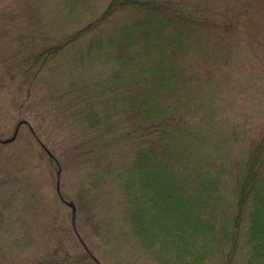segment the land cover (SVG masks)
Here are the masks:
<instances>
[{"label": "trees", "instance_id": "1", "mask_svg": "<svg viewBox=\"0 0 264 264\" xmlns=\"http://www.w3.org/2000/svg\"><path fill=\"white\" fill-rule=\"evenodd\" d=\"M68 46L67 84L46 89L73 131L64 164L96 234L118 224L115 237L157 264H264V0H110L19 62L23 84ZM63 253L48 264H100L90 249Z\"/></svg>", "mask_w": 264, "mask_h": 264}, {"label": "rangeland", "instance_id": "2", "mask_svg": "<svg viewBox=\"0 0 264 264\" xmlns=\"http://www.w3.org/2000/svg\"><path fill=\"white\" fill-rule=\"evenodd\" d=\"M109 2L84 0L71 8L69 0H0L1 138L9 139L21 120H30L33 128L42 133L48 149L63 163L64 169L59 163L60 191L65 200L73 203L77 200L79 176L74 167L64 164L73 131L56 122L59 102L56 98L51 102L46 89L54 85V80L60 88L67 84L73 50L68 46L60 54L64 59L51 58L31 86L23 84L26 77L18 63L26 57H32L33 62V55L39 50L94 22ZM29 134L28 127L23 126L18 139L0 145V248L4 251L0 253V264L54 263L50 259L63 257V251L80 256L89 249L100 264H157L145 254H139L134 243H124L115 237L119 235L118 224L113 228L114 236H103L109 239L105 242L96 234L94 218L88 221L84 212L77 210L74 220L72 208L57 195L54 181L58 165L52 164L47 152L43 153L44 148ZM104 217L107 214L95 219ZM234 264H244V259L239 258Z\"/></svg>", "mask_w": 264, "mask_h": 264}, {"label": "water", "instance_id": "3", "mask_svg": "<svg viewBox=\"0 0 264 264\" xmlns=\"http://www.w3.org/2000/svg\"><path fill=\"white\" fill-rule=\"evenodd\" d=\"M15 137H16V134H15V136L12 139H14ZM60 174H61V169L59 168L58 176H60ZM58 192L60 194L59 187H58ZM66 203L68 204V206H70L72 208L73 217H74V220H75L76 219V207H75L74 203L73 202H66Z\"/></svg>", "mask_w": 264, "mask_h": 264}]
</instances>
